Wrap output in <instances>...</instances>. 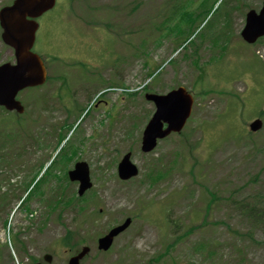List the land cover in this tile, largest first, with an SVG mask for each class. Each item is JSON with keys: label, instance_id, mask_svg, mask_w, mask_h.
<instances>
[{"label": "rangeland", "instance_id": "1", "mask_svg": "<svg viewBox=\"0 0 264 264\" xmlns=\"http://www.w3.org/2000/svg\"><path fill=\"white\" fill-rule=\"evenodd\" d=\"M216 1L122 0L113 8L95 0H57L39 17L33 49L50 75L58 73L56 84L51 80L42 89L43 109L29 97L34 89L20 97L28 100L23 126L12 125L13 114L0 116V264H28L45 253L65 264L78 248L59 244L67 230L72 242L84 238L90 247L80 264H264V223L248 211L255 205L264 214V114L263 126L249 130L264 105V39L252 46L239 36L247 10H258L264 0H223L214 10ZM223 6L229 30L220 23L219 31L228 37L210 40L205 35ZM202 43L193 65L192 49ZM145 74L153 79L147 91L165 93L175 84L194 95L201 87L214 91L196 99L184 136L170 135L149 153L139 148L154 109L143 91L120 99L102 92L134 86ZM12 130L18 132L9 141ZM128 150L139 171L123 181L116 166ZM80 158L99 202L85 207L84 215L100 209L91 221L62 201L76 194L77 182L68 183L65 173ZM52 159L44 179L28 189L34 169ZM157 162L164 173L153 181L148 165ZM27 189V201L16 207ZM126 217L130 226L99 251L97 238ZM166 245L168 252L154 261Z\"/></svg>", "mask_w": 264, "mask_h": 264}, {"label": "water", "instance_id": "2", "mask_svg": "<svg viewBox=\"0 0 264 264\" xmlns=\"http://www.w3.org/2000/svg\"><path fill=\"white\" fill-rule=\"evenodd\" d=\"M53 0H16L14 5L0 11V23L4 28L3 36L5 41L13 45L17 52L18 63L10 68L0 66V103L15 104L14 94L23 85H34L42 83L45 78L43 67L37 63L35 57L28 52L33 37V25L26 22V15L37 16L48 7L52 6ZM242 36L247 41H253L256 37L264 34V4L259 13L253 10L246 15V25ZM147 99L153 100L156 106L154 114L148 121L142 137V150L148 151L155 146L156 139L166 136L171 131H179L188 118L192 98L184 88L179 87L165 95L148 94ZM163 123L167 126L163 128ZM251 130L261 127V121L256 119L249 125ZM136 168L129 161V154H126L118 164V174L121 178H128L136 174ZM88 170L85 163H78L75 169L69 172L71 179L80 181L78 193L90 186L88 181ZM130 220L112 228L105 236L99 238L98 247L108 249L113 237L123 230ZM88 252V247H82L81 251L70 258L68 264H79V260ZM46 259L50 260L49 256Z\"/></svg>", "mask_w": 264, "mask_h": 264}, {"label": "trees", "instance_id": "3", "mask_svg": "<svg viewBox=\"0 0 264 264\" xmlns=\"http://www.w3.org/2000/svg\"><path fill=\"white\" fill-rule=\"evenodd\" d=\"M261 114H262V112H261ZM44 174H45V173H44ZM44 174L40 177V181L44 178ZM160 175H161L160 172L157 173L156 175H153V180L159 178ZM81 198H82V197H81ZM81 198L78 197V196H76L75 201H76V202H79V201H81ZM66 203H67V205H68V204H70V201H66ZM72 203H73V202H72ZM78 210H79L80 212H82V211H83V207L80 206V207L78 208ZM248 211H249V212H254V211H255V217H256V218H260V220L264 223V214H263V211H262L261 209H258L257 206L253 205V206L249 207V210H248ZM190 230H191V228H189L186 232H188V231H190ZM81 241H82L81 238H80V239H77L76 242H75V244H76V243H79V242H81ZM63 243H64V244H68V243H69V235L64 239Z\"/></svg>", "mask_w": 264, "mask_h": 264}, {"label": "flooded vegetation", "instance_id": "4", "mask_svg": "<svg viewBox=\"0 0 264 264\" xmlns=\"http://www.w3.org/2000/svg\"><path fill=\"white\" fill-rule=\"evenodd\" d=\"M13 0H0V8L12 4Z\"/></svg>", "mask_w": 264, "mask_h": 264}]
</instances>
